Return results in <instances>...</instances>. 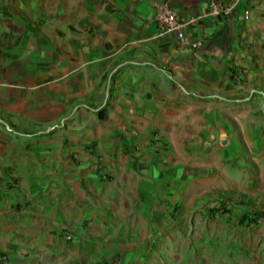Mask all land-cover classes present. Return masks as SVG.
Segmentation results:
<instances>
[{
	"label": "crops",
	"instance_id": "crops-1",
	"mask_svg": "<svg viewBox=\"0 0 264 264\" xmlns=\"http://www.w3.org/2000/svg\"><path fill=\"white\" fill-rule=\"evenodd\" d=\"M210 1L0 0V264H194L151 238L179 190L264 177V0L221 18ZM161 3L200 49L159 33ZM236 193L264 210V178ZM250 228L233 264H264V218Z\"/></svg>",
	"mask_w": 264,
	"mask_h": 264
},
{
	"label": "rangeland",
	"instance_id": "rangeland-1",
	"mask_svg": "<svg viewBox=\"0 0 264 264\" xmlns=\"http://www.w3.org/2000/svg\"><path fill=\"white\" fill-rule=\"evenodd\" d=\"M242 123L246 126L245 120ZM255 123L258 131L264 129V119H257ZM260 131L254 137L257 147L264 141V134ZM260 164L264 166V163ZM255 173L258 177L263 169L256 164L254 168H246L243 163L241 171L227 170V187L201 183L179 190V199L170 213V216L175 215L174 221L167 225L163 223V232L151 236L152 239L155 238V245L160 246L158 257L163 261L170 257L169 250L166 251L163 247L171 241L175 243L173 252L179 261L192 258L194 264H233L240 255L249 258V239L255 231L239 224L244 207L232 204L229 206L231 215L219 214L214 218L208 216V211L219 204L220 193L236 196V192L241 189L249 191L250 181H257L260 185L264 177L255 178Z\"/></svg>",
	"mask_w": 264,
	"mask_h": 264
},
{
	"label": "built area",
	"instance_id": "built-area-1",
	"mask_svg": "<svg viewBox=\"0 0 264 264\" xmlns=\"http://www.w3.org/2000/svg\"><path fill=\"white\" fill-rule=\"evenodd\" d=\"M233 12L234 6L226 0L210 1L209 15L221 18L231 16ZM245 15L246 17L250 15L249 9L245 11ZM156 23L161 35L175 34L182 45L193 50L200 49L204 45L207 37V34H203L200 38L192 37L187 31L190 20L178 14L167 3L157 5ZM241 77L242 73H237L236 79L240 80ZM154 139L156 140L154 146L158 150H167L168 145L163 142L160 135H155ZM65 236L68 239H72L74 235L72 232L67 231L65 232Z\"/></svg>",
	"mask_w": 264,
	"mask_h": 264
},
{
	"label": "trees",
	"instance_id": "trees-1",
	"mask_svg": "<svg viewBox=\"0 0 264 264\" xmlns=\"http://www.w3.org/2000/svg\"><path fill=\"white\" fill-rule=\"evenodd\" d=\"M106 117V105L99 110V118L104 119ZM28 132V131H24ZM235 204L244 207L245 211L239 218V224L242 226L256 225L264 218V210L252 207L249 200L245 195L233 196L232 194L220 193V201L216 207L211 208L208 211L209 217H216L219 214H231L230 205ZM251 208V209H250Z\"/></svg>",
	"mask_w": 264,
	"mask_h": 264
}]
</instances>
